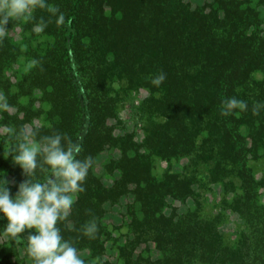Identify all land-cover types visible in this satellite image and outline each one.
Listing matches in <instances>:
<instances>
[{"label": "trees", "instance_id": "obj_1", "mask_svg": "<svg viewBox=\"0 0 264 264\" xmlns=\"http://www.w3.org/2000/svg\"><path fill=\"white\" fill-rule=\"evenodd\" d=\"M263 1L210 0L192 8L186 0H46L33 19L9 21L8 35L0 37V88L15 85L20 94L40 90L48 123L33 127L30 135L42 142L59 133L65 147L80 146L78 159L92 158L84 191L76 194L68 217L57 223L79 252L87 251L90 258L102 253L103 205L130 194L132 236L118 247L122 264H264V207L253 201L257 181L248 165L249 157L264 153V20L258 10ZM37 23L46 24L38 32L48 38L44 46L18 43L11 34L18 28L35 35ZM21 55L29 65L11 81L9 69ZM114 74L131 87L147 88L145 103L164 117L145 137L154 153L165 159L201 158L212 180L229 173L238 177L240 193L233 207L250 220L257 212L251 235L241 231L235 246L228 247L215 217L203 218L197 209L164 211L168 198L193 194L191 183L169 171L155 178L130 134H113L109 84ZM160 74L165 79L156 84ZM232 97L246 107L224 114L223 102ZM18 144L0 149L6 154L0 164L12 178V195L26 179L9 154ZM109 147L120 151L118 159L108 162L120 175L105 186L93 158ZM49 174L38 168L29 179L44 182ZM6 222L0 214V264H26L25 259L33 264L25 238L34 230L11 238L3 231Z\"/></svg>", "mask_w": 264, "mask_h": 264}, {"label": "rangeland", "instance_id": "obj_2", "mask_svg": "<svg viewBox=\"0 0 264 264\" xmlns=\"http://www.w3.org/2000/svg\"><path fill=\"white\" fill-rule=\"evenodd\" d=\"M186 1L194 8L210 0ZM258 10L264 20V1L258 6ZM11 34H14V38L18 43H25L29 40V43L33 46H44L48 41V38L43 34L38 32L35 35H30L29 32L23 34L18 28L11 31ZM21 48L24 50L25 44L22 43ZM28 65L29 62L25 59V56L21 55L9 69L13 74L8 75L9 80L19 79ZM109 85L115 112V118L109 120L113 134L115 136H122L125 133L130 134L132 140L140 145V152L145 154L149 162L150 172L155 178L161 179L164 173L169 171L178 175V177H186L191 183L193 194L184 200L168 198L164 211L180 214L197 209L199 215L203 218L215 217V227L221 234V241L223 245L228 247L235 246L241 231L246 230L251 235L259 221L256 219L257 212L253 215L254 218L250 220L246 214L240 215L233 207L235 196L240 193L238 177L229 173L221 179L212 180L208 175L209 164L201 158L197 159L193 155H185L165 159L154 153L144 144L145 137L154 123H161L164 117L145 103V99L149 96V90L143 87H131L125 78L116 74L111 76ZM20 93V89L15 85L9 86L6 91L0 88L1 150L7 149L10 144L20 143L24 135H30L33 127L48 123L46 115L48 104L43 99L41 91L32 89L25 90L24 94ZM9 129L13 131L9 132ZM0 156L6 159L5 153L0 152ZM119 157V149L109 147L97 153L93 158V169L105 186H110L120 175L115 165L111 167L108 165L110 159H118ZM248 165L257 181L253 201L257 207H264V153L257 157H249ZM0 176L12 181V178L1 164ZM75 199L76 196L74 201ZM132 202V195L125 194L121 195L115 202L103 205L99 223L106 232L104 235V249L98 257L92 258L89 257L87 251H80L79 254L85 264H122L118 247L132 236L128 214V208ZM254 234L257 235L258 232ZM25 239L27 240V236ZM139 250L138 248L137 251ZM18 252L19 256L22 257L23 252L20 249H18ZM151 253L155 254L156 252ZM25 261L26 264H31L30 259H25Z\"/></svg>", "mask_w": 264, "mask_h": 264}, {"label": "clouds", "instance_id": "obj_3", "mask_svg": "<svg viewBox=\"0 0 264 264\" xmlns=\"http://www.w3.org/2000/svg\"><path fill=\"white\" fill-rule=\"evenodd\" d=\"M45 7L46 0H0V37L8 35L10 20H31L37 8ZM58 19L63 20L62 14ZM45 27V23H37L34 30L42 32ZM164 79L165 75L160 74L154 82L159 84ZM223 104L224 114L236 107H246L235 97ZM62 140L59 133L43 138L42 142L26 134L11 150L12 162L26 177L15 195L9 187L12 181L0 176V214L7 221L3 231L11 238H20L26 230H34L27 232V252L33 264H85L78 249L63 238L57 223L68 217L76 194L84 191L83 182L92 158L78 159L80 146L69 143L65 147ZM38 168L50 173L44 182L29 179ZM93 229L94 225L88 231Z\"/></svg>", "mask_w": 264, "mask_h": 264}]
</instances>
